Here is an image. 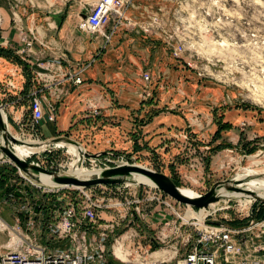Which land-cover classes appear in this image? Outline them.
Returning a JSON list of instances; mask_svg holds the SVG:
<instances>
[{"label":"rangeland","instance_id":"rangeland-1","mask_svg":"<svg viewBox=\"0 0 264 264\" xmlns=\"http://www.w3.org/2000/svg\"><path fill=\"white\" fill-rule=\"evenodd\" d=\"M89 2L92 0H84L83 4ZM121 20L119 29L106 43L102 34L95 35L100 47L104 46L102 50H110L106 63L112 74L121 73L128 78H110L98 85L101 93L94 103L98 102L100 116L93 131L99 130L100 134L87 143L91 146L82 147L87 153L101 155L97 159L85 156L79 166L103 167L113 158L110 152L120 153L104 145L112 139L106 128L118 120L112 119L109 112L122 99V103L133 107L129 115L131 138L141 136V122L154 120L147 124V141H141V152L134 150V146L139 148L135 140L123 148L128 162L174 175L179 186L198 195L238 172L250 170L259 173L255 177L264 178V0H133ZM112 25L110 22L105 27L106 34ZM141 26L149 27V32H142ZM179 45L181 52L174 56L173 46ZM187 61L191 62L190 67ZM145 73L148 80L143 78ZM127 88V100L113 94ZM78 96L79 93H72L59 106L65 102L61 106L68 108V102L77 101ZM8 97L0 90V102H8ZM43 101L46 110L48 100ZM5 112L10 130L20 135V129L11 123L10 107ZM66 120V113L59 110L57 132L64 128ZM162 122L171 131L169 136L157 131ZM220 124L229 127L220 128L216 134ZM76 136L80 138L76 134L66 137ZM38 138L45 139L41 135ZM164 139H168L167 146L160 149ZM95 144L104 150L94 151ZM52 154V159L67 170L72 159L64 149ZM10 167L0 165V216L23 222L35 218L36 214L29 211L33 203H38L36 198H42V189H29L16 169ZM69 191L70 196L75 195L73 190H65ZM90 193L98 205L95 231L105 233L108 246L113 250L118 247L121 260L129 259L133 264H177L207 223L223 221L230 227H246L264 220V216L257 217L264 206L245 196L221 197L213 207L204 208L199 222L194 215L187 220L185 213L200 208L180 203L146 183L111 189L100 185ZM38 205L49 218L51 202ZM251 238L248 242L253 245L264 243V234ZM5 241L6 236L0 233V243Z\"/></svg>","mask_w":264,"mask_h":264},{"label":"built area","instance_id":"built-area-1","mask_svg":"<svg viewBox=\"0 0 264 264\" xmlns=\"http://www.w3.org/2000/svg\"><path fill=\"white\" fill-rule=\"evenodd\" d=\"M132 1L92 0V2L84 4L83 16L78 20L77 28L92 35H95V33L102 34L105 38L104 43H106L119 29L123 22L121 19L124 18L127 7ZM110 22L113 25L109 34H106L104 29ZM141 31L149 32V27L141 26ZM24 41L26 46L29 47L30 41H27L25 38ZM181 49V45L173 46V55L179 56ZM94 60L95 58L91 62ZM60 64L59 60L47 61L46 67L60 66ZM89 65L90 62L76 63L75 70L66 75V77L74 85L81 84L83 81L82 73ZM187 65L190 67L191 62L187 61ZM39 76L48 80L51 78V76L48 77L47 75ZM143 78L148 80L149 75L145 73ZM29 100V114L25 119H18L16 121L21 131L20 135H16L19 136L18 138L21 141L25 140V138L41 141L44 143V147L40 150L43 155H38L36 152L28 159H25L27 162L49 171L68 172L63 165L56 163L51 157L52 153L57 149H64L71 159L76 156L75 153L70 152L64 145L57 146L62 141L75 146L78 153L76 157L79 163L84 160L85 156L97 159L101 155L87 153L74 139H70V141L58 140L51 143L45 142L47 138L39 139L41 119L45 118L49 122H55L57 109L54 105L50 104L47 110H44V98L41 95V89L32 91ZM7 105V103L1 102L6 122L7 114L5 111ZM7 125H9L8 122ZM13 145L14 143L9 142L11 150ZM110 155L113 158L108 161L109 165L96 167L99 168V171L134 163L125 160V155L122 152H110ZM33 156H36V158L32 159ZM92 159L88 160L91 161ZM130 160L133 161L132 158ZM3 164H10V168L16 169V174H18L23 184L28 186L29 189H42V198H36V201L39 200L38 203L35 202L30 207L29 213L36 214L35 218L29 217L30 219L23 222L19 218L8 221L0 216V233L6 236V241L0 243V264H133L129 259H119L114 254L113 249L108 246L107 235L103 232L95 231L96 207L98 205L95 202L96 198L90 191L94 187L103 184L89 188L57 184L48 186L45 182L34 181L22 173L0 151V165ZM129 184L120 183L103 186L111 189L120 185L124 187ZM68 189L73 190L75 195L70 196L71 191L65 192ZM80 193L83 196L79 195ZM48 196L51 197L47 199ZM48 201L51 202V208L49 210V218H45V211L39 208L38 204ZM263 234L264 220L251 223L246 227H230L223 224L207 223L204 225L203 231L196 241L185 249L177 264H264V245H261L264 243L253 245L252 241L248 242L249 237L260 238Z\"/></svg>","mask_w":264,"mask_h":264},{"label":"crops","instance_id":"crops-1","mask_svg":"<svg viewBox=\"0 0 264 264\" xmlns=\"http://www.w3.org/2000/svg\"><path fill=\"white\" fill-rule=\"evenodd\" d=\"M83 3L84 0H0V47L13 51L27 63L31 70L30 84H26V75L22 67L0 56V90L3 95L9 96L8 102L3 99L1 102L8 104L6 109L9 107L11 109V123L18 127L16 121L25 119L29 114L28 104L31 92L41 89V95L48 100V105H54L57 109L55 122L41 119L39 126L41 137L51 139L70 136L72 138L76 134L80 138L76 136L77 138L74 139L81 146L89 147L91 145L87 143L92 142L93 137L100 134L99 130L96 133L93 131L99 124L97 117L100 116L96 107L98 102L94 103L98 101L97 96L101 93L97 89L98 85L112 80L110 78L125 79L128 76L116 72L112 74L111 68L106 63V56L110 54V50L104 52L100 47L98 36L77 28L84 8ZM24 38L30 41L29 47L26 46ZM94 58L95 60L91 62ZM55 60L61 62L60 66L46 67L47 61ZM78 62H90V65L82 73V83L74 85L66 75L75 70ZM96 62L100 65H95ZM39 75H47L51 78L48 80ZM67 85L71 86L70 89ZM128 89L130 90L127 88L123 93L115 92L114 89L112 91L114 95L126 97L125 100H127ZM132 90L135 92V89ZM71 91L79 93L78 100L71 101V99L68 102V108L61 106L65 102L61 103L60 107V101L66 100L72 94ZM121 101L118 107L111 108L109 112L112 114V119L116 117L118 120L116 125L106 128V132L112 135V139L104 146H108V149L115 152H124L123 148L130 147L131 142L135 140L139 148L136 146L133 148L141 152L143 149L140 151L138 149L143 147L141 141H147V135H145L147 124L150 125L154 120L143 124L140 137L131 138L129 115L130 108L133 107ZM59 110L67 116L66 122L63 123L64 128L59 130L62 134H58L59 131L57 132L56 129ZM77 110H81V113L76 112ZM75 112L77 115H74ZM157 127L158 132H166L167 136L171 134L164 122ZM167 141L168 139H164L163 147L159 148L166 147ZM95 147L97 149L94 151L104 150V147L98 149L99 144H95Z\"/></svg>","mask_w":264,"mask_h":264},{"label":"water","instance_id":"water-1","mask_svg":"<svg viewBox=\"0 0 264 264\" xmlns=\"http://www.w3.org/2000/svg\"><path fill=\"white\" fill-rule=\"evenodd\" d=\"M83 16V15H82ZM0 136L2 138V144L0 145V151L7 156L20 171L26 174L29 178L34 181L42 182L41 175L47 176L54 184L57 185H72V186H82V187H92L95 185H112L120 183H132L140 184L143 182L134 181L133 173L143 174L154 186L162 190L168 196L172 197L180 203L186 205L194 206L197 208H205L211 203L217 202L221 195L218 193L220 187L226 189H233L232 179L229 178L225 181H217L212 184L208 191L203 194H199L195 197H190L183 194L179 185L174 182V180L162 171H157L145 166L137 165L136 163H130L125 165H119L104 169L98 173H94L88 176H76L69 172L62 171H49L43 167H39L33 163L27 162L24 159L19 158L9 147V142L18 143L22 142L20 139L14 137L11 131L8 129L7 122L4 118V114L1 108L0 102ZM58 140L70 141V138L59 136L53 137L51 139L45 140L46 143H51ZM38 155H43L42 151L37 152ZM100 154V153H98ZM96 155V154H95ZM233 178V177H232ZM253 198H255L259 203H264V197L258 196L253 191H246ZM215 224L226 225L223 221H217Z\"/></svg>","mask_w":264,"mask_h":264},{"label":"bare ground","instance_id":"bare-ground-1","mask_svg":"<svg viewBox=\"0 0 264 264\" xmlns=\"http://www.w3.org/2000/svg\"><path fill=\"white\" fill-rule=\"evenodd\" d=\"M8 129L10 130L9 125H8ZM11 133L14 135V137H16V138L19 137L16 134H14L12 131H11ZM62 142L57 144V146L64 145L65 147H67L69 149L70 152H73V153H75L76 156H78L77 150H76L74 145H72L68 142H66V143H64V142L62 143ZM2 143H3L2 138L0 136V145ZM43 147H44V143H42L41 141L25 138V140H23L22 142L14 143V145L12 146V150L14 151V153L19 158L25 160L29 157V155H33L34 153L42 150ZM76 156L68 164L67 171L69 173L74 174L76 176H88V175L99 172V168L98 169H84V168L80 167L81 165L79 166V164H78L79 161L77 160ZM251 157H253V156H251ZM257 174H259V173H253L250 170H246L243 173L238 172L237 175H235L233 178H231L233 181V183L231 184L233 189H230V190H232V192L227 193V190H229V189H226L224 187H220V189L218 190V193L221 195V197H225L227 195V196H232V197L245 196V197L253 198L248 192H246V191H253L258 196L264 197V178L255 177V175H257ZM133 178H134V181L143 182V183L154 186L143 174L135 172V173H133ZM41 180H42V182H45L48 186L54 185V183L45 175H41ZM179 189L183 194H185L187 196H190V197L198 196V194L195 193L192 189H189V188H186L183 186H179ZM246 202H247V199H245L244 203H246ZM209 206L213 207L214 203H211ZM204 210H205L204 208H200V210L197 212L188 210L185 213V218L189 219L190 216L194 215L195 219L199 220V222H200L204 217V213H203ZM113 251H114V254L117 255V257L119 259H123V255H122L121 251L118 250V247H116L115 250H113Z\"/></svg>","mask_w":264,"mask_h":264},{"label":"trees","instance_id":"trees-1","mask_svg":"<svg viewBox=\"0 0 264 264\" xmlns=\"http://www.w3.org/2000/svg\"><path fill=\"white\" fill-rule=\"evenodd\" d=\"M0 56H3L5 57L6 59H8L9 61L13 62V63H16L18 64L19 66L22 67L25 75H26V84H30V77H31V70L29 69L27 63H25L17 54H15L13 51H11L10 49H7V48H4V47H0ZM141 124L143 125V123L141 122ZM229 127V124H224L223 126L220 124L219 125V130L217 129V133L216 134H219L221 129L220 128H227ZM220 147V146H219ZM174 182L177 184V177H175L174 175H171L170 176ZM1 180L3 179H0V182ZM2 184L0 185V188H1ZM261 206H264V203H260ZM262 208L260 210V212L257 214V217L258 218H261L264 216V207H260ZM241 223H238L236 225H240Z\"/></svg>","mask_w":264,"mask_h":264}]
</instances>
